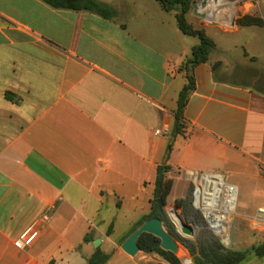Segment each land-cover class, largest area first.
I'll list each match as a JSON object with an SVG mask.
<instances>
[{"label": "crops", "instance_id": "crops-1", "mask_svg": "<svg viewBox=\"0 0 264 264\" xmlns=\"http://www.w3.org/2000/svg\"><path fill=\"white\" fill-rule=\"evenodd\" d=\"M95 1L116 15L0 0V264H88L96 240L106 264H169L121 248L151 213L159 166L168 205L188 196L193 172L235 185L237 215L264 208V89L216 77L214 51L186 69L199 43L157 0Z\"/></svg>", "mask_w": 264, "mask_h": 264}, {"label": "rangeland", "instance_id": "rangeland-1", "mask_svg": "<svg viewBox=\"0 0 264 264\" xmlns=\"http://www.w3.org/2000/svg\"><path fill=\"white\" fill-rule=\"evenodd\" d=\"M147 1L150 3L152 0ZM213 1L189 0L190 11L187 20L195 31L203 33L214 44L215 76L226 81L264 89V81L261 84L262 79L259 78L264 77V0H218L217 5ZM209 4H212L214 13L207 8ZM199 6L201 10L198 9ZM172 11L177 14L178 9L174 8ZM163 13L171 20L173 30L175 15L172 12ZM187 39L200 44L198 37ZM177 200L174 204H167L165 209L167 216L178 235L196 242L205 228L203 224L188 223L182 208L176 205ZM252 217L253 215L236 214L227 240L222 242L218 239L224 252L244 254L245 258L239 264H248L253 259L264 258L258 257L255 250L262 247L264 237L252 226ZM183 224L191 225L195 234L183 235L181 232ZM172 236L176 241L174 235ZM178 244L179 248L186 252L185 256L181 251L175 253L181 263L186 264V260L188 264H194L193 256L179 242Z\"/></svg>", "mask_w": 264, "mask_h": 264}, {"label": "trees", "instance_id": "trees-1", "mask_svg": "<svg viewBox=\"0 0 264 264\" xmlns=\"http://www.w3.org/2000/svg\"><path fill=\"white\" fill-rule=\"evenodd\" d=\"M45 4L55 9H67L73 11H90L104 18L111 19L116 15V11L111 7L98 3L95 0H41ZM162 8L167 12H173L172 9H178L176 21L182 34L189 37H198L200 44L193 48L192 56L186 62V69L199 63L206 62L210 53L214 50V44L201 32L195 31L188 23L187 15L190 11L189 0H157ZM194 83L191 76L188 75V83L180 92L178 98V108L176 111V121L174 134H178L182 129L183 110L189 93L193 90ZM9 97V96H8ZM171 150L169 147L168 152ZM168 166H159L157 169V178L155 182L154 196L151 200V213L144 217L137 225L139 228L144 222L153 218L162 221L167 231L174 235L176 240L193 256L194 264H239L244 260V254L240 252H227L221 250L219 241L216 236L211 234L204 225L200 212L193 206V187H190V193L187 197L178 199L176 205L182 208L185 218L191 224H203L204 230L198 236L196 242L183 238L178 235L171 224L165 211L168 204V197L172 190V182L166 178ZM178 213V212H177ZM137 230V229H136ZM112 233V226L107 234ZM93 237L87 234L84 242H92ZM160 240L152 235L143 234L138 241L140 250L148 254H158L169 264H182L181 260L173 253L161 249ZM258 257L264 256V244L262 247L255 249ZM110 255L97 248L94 254L89 258L88 264H106Z\"/></svg>", "mask_w": 264, "mask_h": 264}, {"label": "built area", "instance_id": "built-area-1", "mask_svg": "<svg viewBox=\"0 0 264 264\" xmlns=\"http://www.w3.org/2000/svg\"><path fill=\"white\" fill-rule=\"evenodd\" d=\"M155 134L162 135V131L157 130ZM188 177L193 187V206L200 212L205 228L222 242L226 241L235 220L238 188L227 183L225 176L221 174L190 172ZM49 220V215L36 219L16 241V246L22 248L31 245L38 235L37 227ZM251 223L257 231L264 234V208L256 211Z\"/></svg>", "mask_w": 264, "mask_h": 264}, {"label": "water", "instance_id": "water-1", "mask_svg": "<svg viewBox=\"0 0 264 264\" xmlns=\"http://www.w3.org/2000/svg\"><path fill=\"white\" fill-rule=\"evenodd\" d=\"M197 8L196 6H194ZM182 234L185 236H193L194 229L190 225H182ZM143 234L152 235L160 240V247L162 250L175 254L178 252L179 244L176 242L173 236L165 230L162 221L158 218H153L144 222L137 230H135L130 237L122 244V250L129 256L135 257L141 250L138 244L139 238ZM101 241L96 240L94 246L99 247Z\"/></svg>", "mask_w": 264, "mask_h": 264}, {"label": "bare ground", "instance_id": "bare-ground-1", "mask_svg": "<svg viewBox=\"0 0 264 264\" xmlns=\"http://www.w3.org/2000/svg\"><path fill=\"white\" fill-rule=\"evenodd\" d=\"M211 2H212V1H211ZM213 2L215 3V5H217L218 0H214ZM207 8H208L209 10H211V13H214V9L212 8V4L207 5ZM198 9L201 10V6H199ZM228 14H229V13H228ZM225 16H226V15H225ZM179 249H180V248H179ZM179 249H178V252L180 251ZM181 249H182V248H181ZM179 254H180V253H179Z\"/></svg>", "mask_w": 264, "mask_h": 264}]
</instances>
